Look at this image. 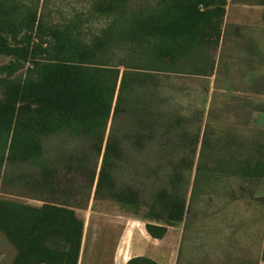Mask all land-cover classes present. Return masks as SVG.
I'll return each mask as SVG.
<instances>
[{"label":"rangeland","instance_id":"374dc122","mask_svg":"<svg viewBox=\"0 0 264 264\" xmlns=\"http://www.w3.org/2000/svg\"><path fill=\"white\" fill-rule=\"evenodd\" d=\"M95 1L0 0V34L8 43L14 42L6 24L37 9L45 28L27 32L29 48L47 51L22 63L0 55V264H264V0H226L222 15L200 19L180 6L158 10L157 49L136 50L138 60L148 62L137 68L156 70L175 100L171 116L188 118L181 121L182 136L174 135L177 145L166 159L177 165L160 172L163 183L152 185L142 171L155 157L131 154L128 169L114 172L127 190L139 193L136 204L108 201L106 194L95 202L94 190L88 203L68 202L64 195L77 198L89 191L71 187L50 193L34 183L36 169L20 162L43 153L36 121L19 110L31 107L30 81L42 91L52 80L72 87L100 81L109 106L124 69L112 68L109 78L108 67L95 65L116 61L94 49L105 20L90 14L80 43L67 36L70 21L77 25ZM15 32L19 40L26 29ZM128 46L120 41L122 50ZM37 60L51 66L35 68ZM203 99L199 124L193 107L200 108ZM205 125L212 135L200 158ZM157 191L166 198L149 209L148 198ZM50 196H60L63 205L38 200Z\"/></svg>","mask_w":264,"mask_h":264},{"label":"trees","instance_id":"16d2710c","mask_svg":"<svg viewBox=\"0 0 264 264\" xmlns=\"http://www.w3.org/2000/svg\"><path fill=\"white\" fill-rule=\"evenodd\" d=\"M165 4L171 9L177 6L184 7L186 15L200 19L205 16L222 15L226 0H145L143 2L96 0L92 12H83L77 25L70 21L71 27H67L69 32L67 36L71 42L80 43L86 36L83 30H87L88 16L91 14L98 20L104 19L105 23L95 35L94 49L97 55L100 54L102 57L104 54H110V58H115L116 61L114 60L113 65L101 61L95 65L99 69L108 67L105 72L109 78L112 68L123 67L124 71L120 75L119 82L114 85L107 107L108 90L100 81L93 86L80 81L72 87L65 80L57 83L52 80L46 91H42L35 81L28 83L27 98L31 107L22 106L19 110L29 113L36 121L40 132L37 145L41 150L43 149V153L38 157L21 159L20 162L28 163L36 169L37 176L33 180L38 186L46 187L50 193L71 187L88 190L89 194L79 195L77 198L64 195L66 201L77 200L76 203L80 205L84 200L89 202L92 190H94L95 202L102 200L99 195L106 194L108 201L136 204L139 199L141 200L139 193L127 190L126 182L119 181L113 175L118 169H128L131 154L155 157V160L149 164L146 162L141 166L144 177L152 185L164 182L160 177L163 169L177 165L166 158L173 155L177 145L174 135L182 136L180 124L188 117L184 115L181 117L182 120H178V117L171 116V109L175 104L174 98L166 92L164 82H160L156 74H153L156 70L137 68L146 66L148 62L138 60L136 57L138 55L136 50L156 51L158 28L156 15ZM123 25L124 27H121ZM5 27L11 33V40L14 43L9 44L8 39L0 34V55L22 63L33 58L35 53L44 51L47 54V51L42 50L39 45L29 48L30 36L27 32L32 33L34 30L41 32L45 28L41 13L38 14L37 9H28L24 19L17 23L9 22ZM20 27L25 28L26 33L17 40L18 32L14 33V30ZM74 30L75 35H73ZM55 36L54 34V38ZM121 40H126L129 44L124 50L120 48ZM118 52H123L125 56L118 57ZM34 66L37 68L51 65L42 64L41 60H37ZM204 102L203 99L199 103L200 108L193 107L195 114L200 118L199 124L204 117ZM44 119H60V121L55 126L53 123L51 126H44ZM207 128L205 125L202 132L200 158L205 151L204 144L212 135ZM57 136L61 137L57 138ZM74 143H78L79 146L74 147ZM92 158H95V163L89 161ZM99 160L101 162L98 166ZM120 186L123 188L116 192L114 189ZM59 197L50 196V201L38 200L63 205L59 203L57 199ZM165 198L164 191L152 193L148 198V208L155 207ZM174 215V217L182 216L180 213ZM151 235L157 239L162 237V235Z\"/></svg>","mask_w":264,"mask_h":264}]
</instances>
